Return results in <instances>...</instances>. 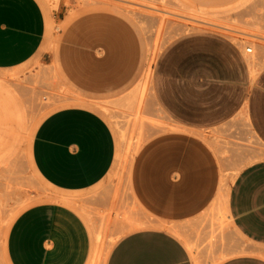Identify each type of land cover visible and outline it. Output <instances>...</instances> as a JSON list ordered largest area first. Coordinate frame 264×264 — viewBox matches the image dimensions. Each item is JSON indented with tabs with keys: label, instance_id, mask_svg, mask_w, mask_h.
<instances>
[{
	"label": "rangeland",
	"instance_id": "obj_1",
	"mask_svg": "<svg viewBox=\"0 0 264 264\" xmlns=\"http://www.w3.org/2000/svg\"><path fill=\"white\" fill-rule=\"evenodd\" d=\"M39 1L48 22L41 50L19 67L0 70V243L20 211L54 200L61 208L63 264H107L123 236L149 227L178 236L194 264L264 252L238 232L228 210L238 174L264 157V147L244 120L202 134L215 153L218 178L213 200L198 215L179 221L153 214L133 180L143 147L161 133L182 129L162 112L153 94V67L163 46L191 30L216 31L244 49L252 47L249 57L261 67L264 0ZM73 105L100 112L117 141L111 171L82 193L51 189L31 157L42 121Z\"/></svg>",
	"mask_w": 264,
	"mask_h": 264
},
{
	"label": "crops",
	"instance_id": "obj_2",
	"mask_svg": "<svg viewBox=\"0 0 264 264\" xmlns=\"http://www.w3.org/2000/svg\"><path fill=\"white\" fill-rule=\"evenodd\" d=\"M47 23L39 0H0V70L35 57ZM152 88L159 108L182 129L161 133L143 147L133 180L153 214L180 221L198 215L215 195L218 164L203 132L244 120L264 147V65L254 64L242 44L228 35L191 30L163 46L153 67ZM116 154L117 141L108 121L97 110L80 105L48 115L31 148L39 177L65 193L86 192L99 184L113 168ZM228 210L238 232L264 247V157L238 174ZM60 212L54 200L20 211L0 243V264H63ZM107 264L194 262L178 236L149 227L123 236ZM220 264H264V252L234 256Z\"/></svg>",
	"mask_w": 264,
	"mask_h": 264
},
{
	"label": "built area",
	"instance_id": "obj_3",
	"mask_svg": "<svg viewBox=\"0 0 264 264\" xmlns=\"http://www.w3.org/2000/svg\"><path fill=\"white\" fill-rule=\"evenodd\" d=\"M245 50H246L247 53H251L253 51V48L248 46V47H246Z\"/></svg>",
	"mask_w": 264,
	"mask_h": 264
},
{
	"label": "bare ground",
	"instance_id": "obj_4",
	"mask_svg": "<svg viewBox=\"0 0 264 264\" xmlns=\"http://www.w3.org/2000/svg\"><path fill=\"white\" fill-rule=\"evenodd\" d=\"M102 235V234H101Z\"/></svg>",
	"mask_w": 264,
	"mask_h": 264
}]
</instances>
